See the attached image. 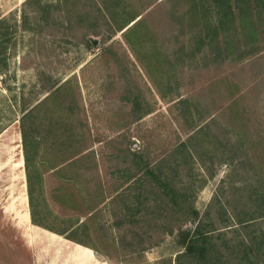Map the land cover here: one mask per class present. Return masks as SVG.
I'll return each mask as SVG.
<instances>
[{
	"label": "rangeland",
	"instance_id": "1",
	"mask_svg": "<svg viewBox=\"0 0 264 264\" xmlns=\"http://www.w3.org/2000/svg\"><path fill=\"white\" fill-rule=\"evenodd\" d=\"M106 1L118 22L103 0H0L12 30L0 72V264H177L199 219L210 245L228 253L237 213L264 214L255 209L264 193V20L256 39L239 18L232 46L195 52L189 26L168 11L173 0H124L125 9ZM35 104L27 163L21 117ZM20 169L28 211L56 239L36 242L18 224Z\"/></svg>",
	"mask_w": 264,
	"mask_h": 264
},
{
	"label": "trees",
	"instance_id": "2",
	"mask_svg": "<svg viewBox=\"0 0 264 264\" xmlns=\"http://www.w3.org/2000/svg\"><path fill=\"white\" fill-rule=\"evenodd\" d=\"M36 1L40 2L42 0ZM184 1L186 0H173L174 5L172 8L170 7L168 11L174 18H179L183 29L189 26L188 29L192 31L193 35L190 39L194 38V42L196 43L193 46L195 52L202 51L204 47L212 43H214V47L219 51L222 50V46L220 45L221 43H226L227 45L232 46L235 38H238L234 31H237L240 27V23H238L237 20L239 18H241V24L245 29V34L248 36L253 35L256 39L258 33L256 18L261 17L262 20H264V11H262L261 8V3H264V0H189L187 8L183 9L175 6L176 4L178 6L182 5ZM103 3V8L106 11L108 10L110 13L112 12L113 19L118 22V16L115 14L118 11L115 9L114 3L110 4L106 0H103ZM116 6L125 9L124 0H118V2H116ZM99 10H101L100 6ZM102 11L103 13L105 12L103 9L101 12ZM29 15V12L25 8L23 15L24 20L28 21L30 18ZM130 20L127 21L129 22ZM123 24L124 22L119 24L120 27L125 25ZM11 32L12 30L8 25L7 19L5 17H1L0 72L5 70L8 63L7 41ZM212 33H214L213 36H215V38H212ZM260 47L262 46H254V48L244 50L243 52L253 53ZM37 107L38 104H35L31 108L25 109L21 117L25 160L27 163L32 158L29 150V124H31V122L34 123L35 121ZM27 173L29 181V195L33 205L34 187L31 182V171L29 168ZM218 202L221 203V216L224 217L228 212L227 206L222 200L218 199ZM257 202V207L255 208L256 211L258 209L261 210L264 207V193L259 192ZM32 214L33 221L40 223L35 218V212L33 209ZM196 214L199 216V211H196ZM263 215L264 214L256 215L251 212V210L249 214L245 212V215L237 213V220L242 224V226L237 228L235 231L237 234L235 237L237 239V241L235 240V244H231L229 242L223 244L227 248H230L228 253H225L224 251L222 253L219 245H210L212 242L208 239V236H206L207 234H204L202 222L199 219L198 225L193 233L189 235L187 232L185 237L186 248L184 251L178 253L177 264H264V230L259 233V229L261 227L260 221L262 220L260 217ZM226 216V218H223V221H231V214L229 213Z\"/></svg>",
	"mask_w": 264,
	"mask_h": 264
},
{
	"label": "crops",
	"instance_id": "3",
	"mask_svg": "<svg viewBox=\"0 0 264 264\" xmlns=\"http://www.w3.org/2000/svg\"><path fill=\"white\" fill-rule=\"evenodd\" d=\"M15 141H16L15 149L18 147V148H20V151H21V145L22 144H21V137H20V135H18V139H16ZM13 149L14 148H12V150ZM5 150H6V144L5 143L4 144H0V161H1V163H2L1 158H2L3 153H4ZM16 161H17V159H16ZM22 161L24 163V157L23 156H20L19 161L16 162V166H19V167L22 166L23 165L21 163ZM20 163H21V165H20ZM25 178H26V175H25ZM17 179H18V176H16V180ZM18 185L19 184H18V181H17V184H16V187L15 188L18 190V194L15 195V197H14L13 210H14V212H16V215H17L16 218H17L18 224H21V228L23 229L24 232L27 233V237L29 239H32L33 238L36 242L43 241V240L46 241V239L49 240L50 238L51 239H56V237L58 236V234L55 233V231L54 232L53 231H50V229H48L45 225H42V223H36V222L33 221L32 209L31 210L29 209V211L27 209L26 184L24 185V189L21 190L22 193L18 189V187H19ZM5 212H8L9 213V211L6 210V209H5ZM29 213H30V220H31L32 224H30V222H29V216H28ZM30 229L33 232L30 231ZM42 231H46V232L49 231V233H51L50 234L51 236H49L48 234H46V233H44ZM74 242H78V241H74ZM75 244H79V243H75ZM79 245H81V244H79Z\"/></svg>",
	"mask_w": 264,
	"mask_h": 264
},
{
	"label": "bare ground",
	"instance_id": "4",
	"mask_svg": "<svg viewBox=\"0 0 264 264\" xmlns=\"http://www.w3.org/2000/svg\"><path fill=\"white\" fill-rule=\"evenodd\" d=\"M22 164H23V161L21 162ZM21 163H20V165H21ZM21 168V167H20ZM16 176H18V179H17V181H18V189L21 191V190H23L24 189V185L26 184V178H25V173H24V170L22 169H20L19 170V172L16 174ZM23 185V186H22ZM22 186V187H21ZM21 193H22V191H21ZM25 195V194H24Z\"/></svg>",
	"mask_w": 264,
	"mask_h": 264
},
{
	"label": "water",
	"instance_id": "5",
	"mask_svg": "<svg viewBox=\"0 0 264 264\" xmlns=\"http://www.w3.org/2000/svg\"><path fill=\"white\" fill-rule=\"evenodd\" d=\"M81 244V243H80Z\"/></svg>",
	"mask_w": 264,
	"mask_h": 264
}]
</instances>
